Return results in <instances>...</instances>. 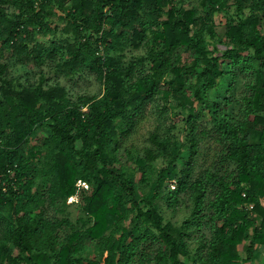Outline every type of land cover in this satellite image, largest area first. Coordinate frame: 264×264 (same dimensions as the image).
<instances>
[{
  "label": "trees",
  "instance_id": "1",
  "mask_svg": "<svg viewBox=\"0 0 264 264\" xmlns=\"http://www.w3.org/2000/svg\"><path fill=\"white\" fill-rule=\"evenodd\" d=\"M5 55L38 78L10 77ZM85 74L102 91L73 100L59 80ZM149 107L150 145L124 163ZM203 137L215 161L194 175ZM73 196L78 219L57 217ZM261 249L264 0H0V264H254Z\"/></svg>",
  "mask_w": 264,
  "mask_h": 264
},
{
  "label": "rangeland",
  "instance_id": "2",
  "mask_svg": "<svg viewBox=\"0 0 264 264\" xmlns=\"http://www.w3.org/2000/svg\"><path fill=\"white\" fill-rule=\"evenodd\" d=\"M185 4H188L190 2H194V0H184ZM218 17H216V20H218ZM50 22L55 23L57 26L62 27L63 26V21L60 19H56V17H50L49 18ZM5 63L8 64V75L10 77H21V82L25 81L26 79H31V80H36L38 78V74L36 73L38 71V68L35 66L27 65V66H22L14 63L13 59L9 55H5L4 58L1 60ZM43 73L44 75L48 78L52 76V73L50 71L46 70L43 68ZM59 82L64 85L70 94L73 97V100L76 99L77 96L79 95H98L101 93V84L94 78L93 75L90 74H85V75H78L74 77L72 80H59ZM245 80L241 77H239V80L234 83L235 89L232 92H227L226 90H229L228 86H225V89L222 90H216L210 94L209 97L211 99H214L218 102L223 103L224 99L228 100L231 99L233 95L239 94L243 90V84ZM232 107L235 108L234 105ZM227 113L235 112V109L232 111L230 108L226 110ZM155 114H156V108L154 107H149L146 114L144 115L143 118H141L135 128V131L133 134L128 138L126 143L122 144L119 151L116 153L117 158L120 160L122 159V162H126L127 160V150L131 153L134 154V150L140 152L144 147L149 146L150 144L147 141V135L149 134L150 131L154 129V127L157 125L155 122ZM204 119L201 121L202 127H209L210 124L208 123L209 121V113L207 111L203 112ZM180 120V118H175L174 121L177 122ZM180 138H183V135H179ZM216 145L214 144L213 140L210 138H204L200 140L198 148L199 151L197 153V156L195 157V165L193 174L197 175L201 173L203 170H205L207 167L210 166L215 161V147ZM187 154V153H186ZM183 156V155H182ZM187 159V156L182 159L181 163H184ZM42 166V164H39ZM84 188H86V184L80 183ZM142 187V185H140ZM210 193V192H209ZM208 193V199L212 198V195ZM78 202L77 198L75 196L70 197L67 200V204L65 206H58L56 207L57 209L63 210V212H57L56 216L59 218L66 217L68 215L69 219L71 221H75L78 219L80 215V209L76 207V203ZM128 208V205L125 206L124 209L121 211L123 212ZM189 209L186 208V206L182 205L180 208L171 211L167 210L164 208L162 215L164 218V222L169 221L172 225L174 226H179L183 220L188 216L189 214ZM53 215V212L52 214ZM131 215L128 214V219H130ZM68 228L65 227V229H61L58 231V235L60 239L64 237L66 234V231ZM206 235V237H209V233L207 229L204 227L202 232ZM198 237L197 233L192 232L190 237L185 238L186 246L188 250L194 249L198 245V241L196 240ZM146 253L152 257L154 255V252L157 248L156 244H151V243H146ZM239 251L242 254L243 253V246H239ZM263 249H261L262 251ZM264 254V251H262ZM95 254L94 252V244H86L84 248V253L82 256H86L87 258L93 256ZM264 259V257H263ZM254 264H264V262H255Z\"/></svg>",
  "mask_w": 264,
  "mask_h": 264
}]
</instances>
